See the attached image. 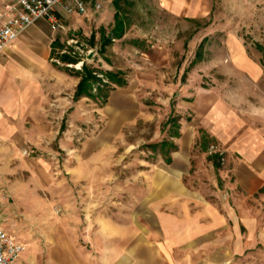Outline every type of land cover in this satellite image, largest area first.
<instances>
[{"label":"rangeland","instance_id":"1","mask_svg":"<svg viewBox=\"0 0 264 264\" xmlns=\"http://www.w3.org/2000/svg\"><path fill=\"white\" fill-rule=\"evenodd\" d=\"M244 2L247 11L238 0H215L213 12L195 19L161 11L156 0H116L120 37L102 3L70 17L53 59L71 75L85 63L103 80L93 82L92 97L71 88L69 107L64 98L49 123L54 137L18 145L0 138V225L25 244L23 253L44 264L66 237L97 264H126L127 252L139 263L148 243L181 264H264V169L241 186L240 155L209 126L221 127L220 108L202 121L184 105L206 89L236 113L246 106L244 115L263 119L253 105L264 91V0ZM246 59L263 71L259 80L246 75L252 86L235 69ZM105 71L125 83L108 82ZM210 225L214 240L196 239ZM170 241L182 246L159 247Z\"/></svg>","mask_w":264,"mask_h":264},{"label":"crops","instance_id":"2","mask_svg":"<svg viewBox=\"0 0 264 264\" xmlns=\"http://www.w3.org/2000/svg\"><path fill=\"white\" fill-rule=\"evenodd\" d=\"M5 1L0 0V8ZM95 2L103 4L104 11L108 10L112 20L117 11L113 0H87V12L93 9L90 5ZM156 2L157 8L161 11L195 19L205 17L215 9V0H156ZM237 8L242 11L248 10L244 0H238ZM74 15L59 14V19L65 28H70L69 19ZM211 31V27L207 29L203 38ZM62 32L63 30H53L45 18H38L7 47L0 50V138L10 141L12 145L14 143L18 145L26 139H37L40 136L54 137L58 133L52 126L50 128L49 123L56 120V115L61 116L63 105L66 104V108L69 107V93L71 88L73 92L75 91L79 82L77 75H71L57 65L56 60L53 59L54 47L60 40L59 33ZM226 34L229 41L234 42L235 47L237 43L236 51L240 52L241 39L233 32L229 31ZM235 69L245 75L243 78L245 84H250V86L253 84L248 77L259 80L263 74L262 68L249 59ZM258 93L260 103L255 102L253 107L255 111H258L255 115L260 114L263 118L260 121L244 115H250L246 106L243 110L244 114L240 108H237L236 113L235 105L227 97L223 96L220 100L215 93L206 89H201L193 100L186 101L184 104L187 110L195 113L196 118L202 117V121L204 119L209 121L210 108L214 106L220 108L221 127L220 125V128L214 126V123H210L209 126L215 134L218 131L223 139L230 138L229 143L231 144L227 145L229 154L237 152L240 155L241 162L238 163L236 176L241 186L244 185V179L247 177L255 182L258 174L254 171L258 168L264 169V91L259 89ZM229 95L233 96L231 93ZM236 131H239L238 135ZM235 138H241L240 142L245 144L233 145ZM204 227L203 235L195 238L209 244L214 240L213 226ZM159 245L165 251L166 249L175 250L182 246L176 241ZM147 246L149 247L142 249L144 252L141 255H137L141 260L139 263L136 260V264H181V259L176 258L171 252L159 254L148 251L154 246L153 244L148 243ZM51 250L50 260L48 259L44 264H97L87 257L78 245L66 237L62 238L60 244H56ZM126 254V264H135L133 261L135 255L128 252ZM16 264H43V261L32 251H27L17 259Z\"/></svg>","mask_w":264,"mask_h":264},{"label":"built area","instance_id":"3","mask_svg":"<svg viewBox=\"0 0 264 264\" xmlns=\"http://www.w3.org/2000/svg\"><path fill=\"white\" fill-rule=\"evenodd\" d=\"M57 7L68 15H81L87 12V0H6L0 8V50L38 18H45L53 30H64ZM94 7L100 4L95 2ZM24 250L25 244L0 225V264H16Z\"/></svg>","mask_w":264,"mask_h":264},{"label":"trees","instance_id":"4","mask_svg":"<svg viewBox=\"0 0 264 264\" xmlns=\"http://www.w3.org/2000/svg\"><path fill=\"white\" fill-rule=\"evenodd\" d=\"M114 5L118 9L116 0H115ZM115 22H116V25H115L114 30L116 31H114V35H115L114 37H119L123 32L125 22L122 19L118 18V11H116L115 13ZM60 58L63 63L75 62L77 60V59L71 60L66 55H61ZM93 72L94 70L89 69L88 66L84 63L82 66V70L75 73V75L80 76V81L78 82L76 91H75V97H79L81 95L90 96V97L93 96L89 92V90L92 87L93 82L102 80L101 78L97 77ZM103 74L107 78L108 82L110 83H116L118 85H123L125 83L124 79L121 76H119L118 72L114 73L110 71H105Z\"/></svg>","mask_w":264,"mask_h":264}]
</instances>
